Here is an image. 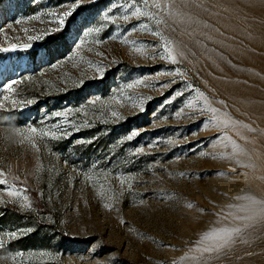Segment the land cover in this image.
<instances>
[{"label": "rangeland", "instance_id": "374dc122", "mask_svg": "<svg viewBox=\"0 0 264 264\" xmlns=\"http://www.w3.org/2000/svg\"><path fill=\"white\" fill-rule=\"evenodd\" d=\"M251 159L264 0H0V264H264Z\"/></svg>", "mask_w": 264, "mask_h": 264}, {"label": "bare ground", "instance_id": "6f19581e", "mask_svg": "<svg viewBox=\"0 0 264 264\" xmlns=\"http://www.w3.org/2000/svg\"><path fill=\"white\" fill-rule=\"evenodd\" d=\"M249 162V161H247ZM252 175L254 195L251 206L242 205L243 210L241 222L234 225L231 221L227 220L224 224V229L229 228V231L234 230L236 239L248 241V245L252 243L253 245L259 244L264 241V234L257 233L260 227L264 226V161L261 163L255 160H250L248 164ZM224 231H228L227 229ZM254 239V240H252ZM250 240V243H249ZM257 255V253L255 254Z\"/></svg>", "mask_w": 264, "mask_h": 264}, {"label": "trees", "instance_id": "16d2710c", "mask_svg": "<svg viewBox=\"0 0 264 264\" xmlns=\"http://www.w3.org/2000/svg\"><path fill=\"white\" fill-rule=\"evenodd\" d=\"M34 205H35V210H36L37 212H39V213L50 212V209H48V208L42 203V201H40V200H36V202H35ZM5 209L11 210V211L16 212V213H18V214H20V215H23V216H27V217H30V216H31V213H30V212H20V211H18L17 208H15L12 204L7 205V206L5 207ZM56 222H57L56 229H57L58 233H60V234L62 235L63 232H62V229H61L60 225L58 224L59 219H58L57 217H56ZM63 236H64L65 238L69 239V236H68L67 234H64Z\"/></svg>", "mask_w": 264, "mask_h": 264}]
</instances>
